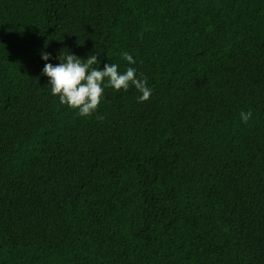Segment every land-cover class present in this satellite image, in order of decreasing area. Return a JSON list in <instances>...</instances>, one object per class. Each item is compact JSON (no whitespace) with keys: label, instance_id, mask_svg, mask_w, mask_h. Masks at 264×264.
<instances>
[{"label":"trees","instance_id":"16d2710c","mask_svg":"<svg viewBox=\"0 0 264 264\" xmlns=\"http://www.w3.org/2000/svg\"><path fill=\"white\" fill-rule=\"evenodd\" d=\"M62 49L151 98L77 116ZM0 264H264V0H0Z\"/></svg>","mask_w":264,"mask_h":264},{"label":"clouds","instance_id":"9594fccd","mask_svg":"<svg viewBox=\"0 0 264 264\" xmlns=\"http://www.w3.org/2000/svg\"><path fill=\"white\" fill-rule=\"evenodd\" d=\"M99 54L100 52L97 51L95 55L89 54L84 59L70 54L67 49H62L56 57L59 63L44 64L42 75L48 78L50 93L58 98L61 105L76 111L77 116L87 118L97 113L104 99L105 88L127 92L130 87H134L141 93L137 97L138 103L146 102L151 98L152 89L147 86V78L138 77L136 68L127 67L121 72L119 65L106 63L103 69H99L96 67L100 63ZM121 56L129 65L136 63L126 51L121 53ZM50 58V54L41 53L42 60L48 61ZM97 118L101 121L104 119L102 115H98ZM240 118L247 124L252 118L251 110L242 111Z\"/></svg>","mask_w":264,"mask_h":264}]
</instances>
